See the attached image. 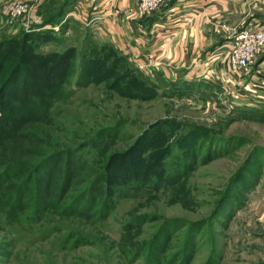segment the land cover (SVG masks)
<instances>
[{"label":"rangeland","instance_id":"rangeland-1","mask_svg":"<svg viewBox=\"0 0 264 264\" xmlns=\"http://www.w3.org/2000/svg\"><path fill=\"white\" fill-rule=\"evenodd\" d=\"M171 1L165 0L153 15L140 20L133 18L132 0L122 22L150 25L147 20L170 7ZM86 3L0 0V42L22 37L24 32L48 30L53 38L33 39L37 52L76 49L74 67L52 99L44 122L29 121L20 131L23 136L0 143V161L34 165L48 153L85 145L78 149L82 158L75 157L69 164L72 180L61 204L32 216L36 180L13 208L0 203V264H147L149 255L150 264H156L155 256L160 264H178L173 254L190 228L194 242L189 264H264V52L238 85L215 74L222 67L214 53L196 70L205 76L200 73L190 79L187 64H166L159 53L144 54L140 62L129 26L123 42L127 46L120 45L114 40L118 36L102 27L112 12H94ZM22 6L24 10L15 13ZM257 12L262 21L252 18L234 27L264 24V10ZM9 50L2 59L6 68L15 66L19 56L17 47ZM87 57L100 58V64L94 63L92 81L79 85L80 66ZM139 85L149 90L143 93L142 86L135 95ZM28 130L35 137H27ZM190 132L180 142L187 146L185 153H191L185 155L176 139ZM212 135L215 139L208 140ZM139 139L141 158L163 154L152 160L165 170L163 182L156 187L158 179L152 175L115 186L110 209L102 218L94 211L103 200L102 190L101 195L85 198L90 202L95 198L97 206L75 207L76 195L99 178L105 164L115 161L117 169L123 167L121 154ZM65 168V160L52 166L53 199L61 190ZM4 184L0 186L3 199L8 195L7 189H1ZM158 234L155 248L151 242Z\"/></svg>","mask_w":264,"mask_h":264},{"label":"trees","instance_id":"trees-1","mask_svg":"<svg viewBox=\"0 0 264 264\" xmlns=\"http://www.w3.org/2000/svg\"><path fill=\"white\" fill-rule=\"evenodd\" d=\"M73 1L76 3L79 0ZM61 13L64 14V12ZM53 21L54 20L51 21V24ZM47 24L50 23H45L43 26H46ZM51 38H53V35L50 34L48 30H38L29 33L24 32L22 37H14L13 39L0 42V143H11L13 142V139L23 136L25 132L20 131L24 124L29 121L44 122L43 119L47 117L49 109L52 107V99L60 93L68 73L71 68L74 67V59L76 57L75 47L67 48L64 52L59 53L41 54L36 51L35 45L33 44L34 40L40 42L41 40H49ZM10 47H17V49H19V56L15 66L6 68L2 59L5 54L7 55L10 52ZM15 56L16 55H13V58ZM94 63L100 64V58L96 59L87 57L82 60L78 76L79 85L81 83L92 81L95 74ZM140 87H142L140 91L143 93H145L146 90H149L147 86L139 85L135 87V95H138L137 90ZM150 89L152 90L154 88ZM16 103L20 106H13ZM5 105L7 106V109L5 108ZM16 107L20 110L22 109L26 111L28 116L26 117L19 113V110ZM157 129H163V126H159ZM195 130L200 131L201 129ZM31 133L32 132L28 130L26 135L30 136L27 137L34 136ZM190 135L191 132L183 134L176 139V145H178L184 153V149L187 146L180 142H183L184 138L190 137ZM162 138H164V136H162ZM140 139L133 147L127 150L126 153L121 154V157L124 158L123 160L125 161L123 167L117 169L118 167H116L115 161H109L105 164L103 171H100L99 173V178L94 180L87 190L83 189L76 195L74 198L75 207L79 205L84 206L87 203H91L92 206L94 204L97 206V200L95 198L92 202H90L91 199L85 201V198H89L90 195H94L97 192L98 195H101L102 193H100L99 190H102L103 200L94 210L95 213L102 218L106 216V210L110 209L115 186L126 184L131 180H148L152 175L156 176L158 179L156 187L160 181L163 182L164 176L167 177L165 170L161 167V164L155 166V163L152 162L153 159L158 160L160 156L162 158L163 154L161 153L160 155V152H155L156 154L154 153L155 155L151 159L141 158L138 155V152L141 149V146H139ZM207 139H215V135H212ZM168 140L169 139H166L165 141ZM84 146L85 145H81L77 149L57 150L48 153L34 165H27L18 162L17 160L0 161V186L5 182L1 189H7L8 191L6 198H0V203L5 206L10 205L12 206L11 208H13L17 205V202L24 200L28 190L31 185L35 183L34 180H36L37 183L34 185L35 192L32 204V208H34L31 212L32 216H40L43 212V208L44 210H49L53 208V205L56 203L61 204L62 200L65 199L64 197L72 180V175H70L71 167L69 164L72 160L74 162L75 157L82 158L78 155V149ZM16 148L21 149L19 147ZM184 153H182V155H184ZM186 154L190 155L191 153L188 152L185 153V155ZM62 160H65L66 162L65 174L61 182V190L59 191V194H57V198H54L56 202L52 203L54 199L49 188L52 184V166ZM161 161L159 160V162ZM156 167L161 168L159 170ZM41 182H44L45 185L38 184ZM192 231L193 228H190L188 236L184 240L185 242L182 243L177 252L173 254V262L178 264H189L194 242L192 240ZM159 235L160 234L156 235L151 242L155 248L159 245ZM155 257L156 264H160L159 258H157V256ZM150 258L151 256L149 255L147 264L152 263Z\"/></svg>","mask_w":264,"mask_h":264},{"label":"crops","instance_id":"crops-1","mask_svg":"<svg viewBox=\"0 0 264 264\" xmlns=\"http://www.w3.org/2000/svg\"><path fill=\"white\" fill-rule=\"evenodd\" d=\"M171 2L170 7L158 11L147 20L150 25L142 21L122 22L126 9L133 3L132 0H87L86 6L94 12L98 10L100 13H106V9L112 12L108 24L105 18L102 27L104 32L107 26L111 35L118 36V39L114 40L120 42V45L122 43L127 46L128 42H123L127 37L129 26V34L133 36L136 55L140 62L144 60V54L146 57L150 54L153 56L160 54L158 57H161V62L166 64L176 67L187 64L186 76L190 79L199 76L200 73L205 76L203 71L199 73L196 70L201 69L202 65L205 66L207 59L209 60L213 53L214 56L223 55L226 40L219 43L218 39H227V37L215 32L223 22L230 23L232 27H239L244 20L250 21L252 18L263 20L258 12L255 14V11L264 10V0H173ZM158 57L156 64L159 63ZM218 65L224 67L223 63ZM215 74L221 81H224V78L232 80L222 68Z\"/></svg>","mask_w":264,"mask_h":264},{"label":"built area","instance_id":"built-area-1","mask_svg":"<svg viewBox=\"0 0 264 264\" xmlns=\"http://www.w3.org/2000/svg\"><path fill=\"white\" fill-rule=\"evenodd\" d=\"M164 1L135 0L133 18L141 20L153 15L163 5ZM22 10H24L23 6L18 7L15 13H20ZM216 32L227 37L223 55H218L220 63L224 65L222 69L232 79L230 81L238 85L239 78L247 75L246 71L248 68L264 52V24L256 21L248 24L241 30L232 26H221L216 29ZM224 80L226 79L224 78Z\"/></svg>","mask_w":264,"mask_h":264}]
</instances>
